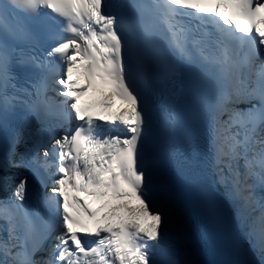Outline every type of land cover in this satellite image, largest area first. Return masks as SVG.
<instances>
[{"label": "snow or ice", "instance_id": "1", "mask_svg": "<svg viewBox=\"0 0 264 264\" xmlns=\"http://www.w3.org/2000/svg\"><path fill=\"white\" fill-rule=\"evenodd\" d=\"M202 239L264 264V0H0V264Z\"/></svg>", "mask_w": 264, "mask_h": 264}, {"label": "bare ground", "instance_id": "2", "mask_svg": "<svg viewBox=\"0 0 264 264\" xmlns=\"http://www.w3.org/2000/svg\"><path fill=\"white\" fill-rule=\"evenodd\" d=\"M85 99H87V98H85ZM94 99H99V97H95ZM177 200L183 206V204L181 203V201L178 198H177ZM200 248H201V252H202L200 259L204 262V264H207V261L205 258V248L201 246V243H200Z\"/></svg>", "mask_w": 264, "mask_h": 264}]
</instances>
